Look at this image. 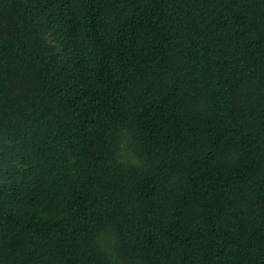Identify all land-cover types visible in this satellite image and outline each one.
Listing matches in <instances>:
<instances>
[{"label":"trees","instance_id":"1","mask_svg":"<svg viewBox=\"0 0 264 264\" xmlns=\"http://www.w3.org/2000/svg\"><path fill=\"white\" fill-rule=\"evenodd\" d=\"M0 264H264V0H0Z\"/></svg>","mask_w":264,"mask_h":264}]
</instances>
